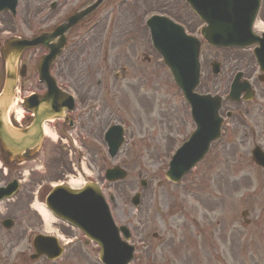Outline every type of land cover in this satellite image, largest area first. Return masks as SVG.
Here are the masks:
<instances>
[{
    "label": "rangeland",
    "instance_id": "374dc122",
    "mask_svg": "<svg viewBox=\"0 0 264 264\" xmlns=\"http://www.w3.org/2000/svg\"><path fill=\"white\" fill-rule=\"evenodd\" d=\"M46 1L47 0H23L18 8L16 17L14 18H11L9 15H5L6 13L1 14L0 31L3 30L4 32H10L12 35H24L25 37H29L32 34L35 35L45 29L51 28L54 24L53 22L62 19L68 14L65 8L52 11L51 13H47V10L39 11L38 5L42 4L44 7ZM73 1L75 0H69V6H71ZM166 3H168V7L162 8L163 6L165 7ZM179 4L176 0H152V2H149V0H130L126 2L121 10H118V15L117 12H113L111 14V17L115 15L119 16L118 20H115L117 23L116 27L111 29L109 23L106 21V27L104 29L101 28L100 31L93 36V38L87 41L86 48L90 51L87 57L85 56V52L87 51L83 48L79 51L75 50L73 55H71L63 63V72H59L58 70L57 74H55L56 66L52 69L53 75H57L58 83L62 87L69 89L75 94L79 91L84 92L89 90V93H96L97 96L95 101L100 103L102 100L103 109L100 108L98 112L96 111L97 113H90L88 117L84 118L83 121L88 123L87 128L84 130H73L68 133L76 141L75 148L79 149L81 147V141L79 142V139L81 135L84 137L87 136L88 131L91 128V124L96 126L98 123L101 126H106L105 122H100V119L110 117V119H113L112 122H117L125 120L130 121L135 118L136 125L133 126L134 129L136 128V130L133 131L135 138L133 137V140L131 141V137L128 135L129 130H127L125 144L123 145L119 156L113 162H117L120 166H123L129 173L125 180L118 182L117 184H111V188L115 190L117 198L116 205L113 206L116 218L118 216L126 218V213L130 209L135 224L139 222L138 227L144 228L147 240L148 238L153 239L152 233L155 231L161 234L166 232L163 224L166 215H174L172 218H176L180 215L181 210H179V208L181 205L178 202H181L180 200H182L183 204L190 209L191 213L195 212V214L200 217H203L202 213H212L213 218L221 219L223 228H221V230L220 228L217 230L219 233L217 249L218 259H216L217 264H230L233 261V257L230 255L232 248V254L237 253L238 256L236 260L237 263L235 264H241L243 261L246 262L245 264H264V251L261 250V241L257 227L252 225L248 228L247 233L249 236V248L247 252H245L247 242L243 241L239 234H234L233 239L230 242L228 240L230 237L229 228L225 227V219L228 220L229 218L233 219L237 217L244 208H251L252 210L249 209L250 218L253 220L255 225L257 223L260 224L258 213L261 205L258 200L250 204H246L240 199L241 190L237 193H233V190L231 191L229 187H222L218 193L219 204H217L216 201H214V197H209L211 190L215 191L213 177L208 174L210 169H206L205 166L201 165L195 169L193 177L195 180L201 178V183L204 184L202 189L205 192L207 201L199 203L193 202L190 196H186L185 198H180L176 195L170 196L171 193L175 191L180 194L181 190L179 188L165 189L164 185L158 188L156 182L157 180L162 179L163 174H159L157 176L153 175L158 162L157 156L163 155L164 148L167 147L170 140L164 137L165 134L167 135L168 129L165 133L164 130L161 132L160 129L156 131V128H153L158 125L161 126L160 122L156 123L153 121V118L157 116L159 109L157 108L147 114L149 111L147 108H149V106L146 105L151 103L155 105L159 101L162 102L163 96L161 95V92L166 90V84L169 86L170 82L168 81L167 71H165L166 69L161 65H157L155 55L149 50L146 33L140 25V22L142 14L146 15L151 11L163 12L167 9L176 13L179 17H181V14H183V18H185V16L188 17L189 15L183 10L184 7L181 6V2H179ZM5 36L6 35L4 34H0V41L3 40ZM99 38H104L105 41L113 39L117 45L123 43L125 45L124 50L122 49V51L121 46L119 48L117 45H106V47L110 45L107 58L104 57L105 60L107 59L106 65H102V59H99L98 61L96 60L97 47L95 46L97 42L96 40ZM91 52L94 54L91 55ZM128 52L132 55L136 54L139 58L135 59L136 56L132 59L128 58L125 55ZM209 52L210 51L207 50L205 60L209 55ZM43 53V48L37 47L27 50L23 54L21 61L26 65V78L22 80L24 92L20 90V96L27 94L30 91L37 92L43 89V86L38 84L36 81V75L34 72L35 63ZM145 56H147L149 60H146ZM129 60H134L133 62L136 65L133 66L132 62H129ZM224 62L225 68L223 66V73L226 74V71L230 69L233 62L229 61V59H226ZM125 63H131V67H134V70L129 68L127 79L130 82H127V84L131 88H135L134 85H137L135 90H137L138 93L147 94L148 99H141L137 94L132 96L129 86H127L126 89L127 95H120L122 98L121 101L120 98H117V96L112 98L114 96L113 94H115L117 90L115 86H112V71L116 70L120 66H123ZM92 65L95 66L93 70L90 69ZM204 67L205 71L206 65ZM141 71L144 73L140 74ZM98 79L101 80L104 85L103 89L98 88ZM217 80L218 79H214L216 82ZM224 80L225 78L222 81ZM117 84L123 83L118 82ZM218 84L221 85L219 86L220 88L225 86L222 82H218ZM216 85L217 84L211 86L209 85V87L213 89ZM202 87L204 90L206 89V85H203ZM159 117H162V114H160ZM55 122L60 123L59 120ZM177 122L178 119H172L171 121L174 125H176ZM86 125L87 124H85V126ZM51 126L52 124L50 125V129L53 130V126ZM129 126L130 124L128 127ZM147 128L151 129V133L147 134ZM92 132L93 130H90V133ZM138 134H141V136H138ZM60 137L63 140L61 141L60 138H57V144L53 145V153L49 152L50 146H47L48 150L46 149L45 152L41 154V159L44 161H42L41 165L33 163L24 164L25 167H32L34 165L39 167L38 170H34L33 172H30V174H27V179L38 180L39 178L44 177L45 179L43 180L51 182H55L62 178L67 180H76L80 177L78 176V173L83 176L89 173L87 176L95 177L96 170L99 171L101 167H104L103 160L105 152L100 139H85L86 141H84V143L86 148L90 151L88 160H85L89 170L85 167L87 170H85V173H82L80 166L76 164L78 158L77 152H75L74 149V152L73 150H70L71 148L67 146L70 145V142L65 141V136ZM47 140L51 142L49 139ZM43 163L44 167L40 169ZM139 172L142 173L141 178H146L148 182L145 188H141L138 184ZM106 185L108 184L106 183L105 186ZM134 190L140 191L141 193V204L136 209L132 208L130 202L128 201ZM166 206L170 207L167 208ZM210 206H213V210L211 212L208 211V207ZM228 215L229 218H227ZM134 234L135 241L137 240V237L141 240L142 233H137V235L134 231ZM167 234L169 235L168 232ZM157 244L158 243H156V245ZM162 250L163 248H160L156 251V254L160 256ZM76 255L78 256L72 258L74 264H77L79 258L81 257V253L75 252V256ZM87 255L91 260H93L96 256L93 251H88Z\"/></svg>",
    "mask_w": 264,
    "mask_h": 264
},
{
    "label": "flooded vegetation",
    "instance_id": "af4514ba",
    "mask_svg": "<svg viewBox=\"0 0 264 264\" xmlns=\"http://www.w3.org/2000/svg\"><path fill=\"white\" fill-rule=\"evenodd\" d=\"M48 1V0H47ZM46 1V2H47ZM94 0H75L72 2L71 6H69V0H51L49 4V8L54 11L58 9H66V12H68L67 15H65L62 19L53 22V27L58 25L60 22H62L67 16L75 12L77 9H81L85 7V5H89ZM149 2H152V0H149ZM166 2V1H165ZM179 4V0H176ZM164 3V2H163ZM125 5L119 4L118 0H103V2L89 15H87L83 20H81L79 23H77L74 27H72L68 32L66 36V42L65 47L61 51V53L58 55L55 63L53 64L56 66L55 68V74H57V71L63 72L62 65L63 63L75 52V50L79 51L81 48L86 50L85 56L90 53V51L87 50L86 44L89 39L93 38L101 28L106 27V21L109 23V26L111 29L116 27V21L118 20V10H121V8ZM180 5V4H179ZM182 6V5H181ZM168 3H166L165 7L167 8ZM39 11H42L44 7L42 4L38 5ZM164 10V9H162ZM259 18L260 23L264 26V0H261L260 3V9H259ZM113 12H117V15L112 16L111 14ZM164 12L170 13V11L167 9ZM144 14H142V17ZM141 17V18H142ZM109 18L111 19L109 21ZM116 20V21H115ZM142 24V23H141ZM51 27V28H53ZM81 28L87 29L86 34L81 33ZM3 30L0 31V34H5L6 32ZM113 33V32H112ZM259 33H264V27L262 30L259 31ZM18 37V36H16ZM147 38V37H146ZM264 40V38H263ZM96 60L102 59V65H106L107 59L105 60L104 57L107 58L106 53V45H117L113 39L105 41L104 38H99L96 40ZM148 41V40H147ZM85 44V45H84ZM98 45V46H97ZM117 46H121L124 50V43L118 44ZM94 50V49H92ZM94 53L91 52V55ZM225 56H222L221 58L223 60L229 59V61L233 62L230 69L226 71L227 74L231 75L232 72L237 73L241 72L243 78L248 79L251 83V94L254 96V104L250 105L248 102L240 101L237 103H225L221 107L222 112H230L231 118L233 114L238 117V123L235 124V127H237L241 134L240 138V144L242 151L238 149H234L233 145H231L229 148L224 146L223 144L219 145V141L214 142L208 153L207 156L211 157L212 162L216 163L219 162L220 159L224 158L226 162H229L230 159L233 158V155L235 152H237L240 156H248L244 155L243 152L246 154L249 151V154L257 148L258 151L261 153V155H264V81H261L260 78L264 79V73L260 71L259 67L256 64L254 55H253V49L252 48H245V49H229L227 52H225ZM128 58L132 59L136 56V54L132 55L130 52L125 54ZM139 57H135V59H138ZM134 60H129V62H132L133 66L136 65ZM101 66V65H98ZM95 68L94 65L90 67L91 70ZM120 68H123L120 72ZM129 68L134 70V67H131V63L124 64V67L120 66L116 70L112 71V86L116 87V93L113 94L114 96L112 98H120V95L126 96V89L128 81L127 76L129 74ZM264 68V65H263ZM66 70V69H65ZM138 72V71H136ZM144 72H140V74H143ZM57 76V75H56ZM26 78V72L25 75L22 77H19L17 80V90L16 93L20 97V90L23 91V84L22 80ZM3 82V75L2 70L0 69V87ZM123 83V84H117V83ZM98 88L103 89L104 85L102 84L101 80L98 79ZM134 87H130V93L132 96H135L136 94L141 98L144 99L147 98L144 94H139L137 90V85H134ZM66 91L70 92L69 89ZM84 91V90H83ZM89 91V90H88ZM88 91L78 93H74V98L76 99L74 102V106L71 112L67 113L66 117H63L60 120V123L53 122L56 129H58L59 133L62 135H65L67 133V138L69 141L72 140V136L68 133L70 131H77V130H84L88 127V123H85L83 120L85 117H88V115L93 112H98L100 108L103 109L102 100L99 103L96 100V93L92 92L89 93ZM24 92V91H23ZM42 89L39 91H30L28 95L33 94H41ZM244 95V93H242ZM27 95H22V97H25ZM21 97V98H22ZM96 112V113H97ZM25 121L23 123L27 124L29 122L28 115L25 117ZM247 118L250 119V121H247ZM100 122H105V125L112 123L113 119H110V117H104L100 119ZM106 120V121H104ZM85 124H87L85 126ZM103 124V123H102ZM106 126H101L97 123L96 126L91 124V128L88 131V134L86 137L82 136L80 137L81 141H84L85 139H103L104 132L107 128ZM109 126V125H108ZM233 129V126H230L228 128L229 132ZM90 130H93L92 133H90ZM247 133V134H246ZM78 135V133H77ZM77 137V136H76ZM251 144V146L249 145ZM50 144L44 143V147L48 146ZM221 146H224L221 148ZM43 147V148H44ZM48 150V148H47ZM49 152H53V150L49 149ZM48 152V153H49ZM224 156H222V155ZM220 155V158L218 160V156ZM2 156H0V159ZM3 165H0V187H6L8 183H10L12 180H15L16 184H14V187L9 191L12 194L11 197L0 199V264H57L56 260H52L51 257H48L49 255L45 254V252H49L50 246L56 247V244L48 245L46 243L51 242V240H46L43 247L38 248V252L33 247V239L37 236H58V233H60L63 237L67 238L69 235H71V228L66 226L65 224H58L56 219L48 218L47 221L44 220L42 214L36 211L35 207L36 205L40 203H44L46 196L48 195L50 191L49 181L43 180L44 177L39 178L38 180H27L24 178V172L20 168H7L6 170L3 169ZM259 173L256 174L259 176V202L262 204L261 210L264 212V167L259 166ZM227 173V171H224ZM217 177L224 179L223 182L220 183L222 187H234L236 183H238L239 180L236 181H230L228 176H224L221 174H216ZM216 177V181H217ZM244 185V188L248 187L252 180L250 179L249 175H244L242 178ZM247 198L246 196L244 197ZM264 214V213H263ZM194 221V225L189 224V227L187 228L186 224L184 223L185 228H187V231L192 235H184L182 234V237L180 238L183 242L186 248H188V253L185 255L180 250L170 252L168 249L170 247L169 245V238L168 241L165 242V245L163 247V250L161 252L160 256H156L154 253V250L152 249V245H148L147 248V255L149 257V261L147 264H176V261L180 262V264H201V262L197 263L195 260H192L194 257L198 256L197 254L201 252V241L200 238L198 239L200 233L207 234L208 239L210 243H212V239L214 238V232H217V229L215 228V224L209 219V224L202 223L197 221L195 218L192 219ZM193 226V227H192ZM202 226L204 228H202ZM186 230V229H183ZM239 232V231H237ZM198 233V234H196ZM260 233L259 238L261 241V249L264 250V221L260 223ZM201 234V237H202ZM216 235V233H215ZM233 239V233L231 235V240ZM249 240V238H247ZM248 240L245 247V252L248 249ZM214 241V240H213ZM71 248V246H70ZM217 245L211 244L208 245L205 248V252L212 253L216 252ZM193 251V255L191 252ZM70 252H72L70 250ZM50 254V252H49ZM161 258L162 260H157V258ZM66 258V257H65ZM67 258H70L69 260H66L67 264H71L72 262V255H67ZM178 259V260H176Z\"/></svg>",
    "mask_w": 264,
    "mask_h": 264
},
{
    "label": "water",
    "instance_id": "95a60500",
    "mask_svg": "<svg viewBox=\"0 0 264 264\" xmlns=\"http://www.w3.org/2000/svg\"><path fill=\"white\" fill-rule=\"evenodd\" d=\"M189 1L192 3L197 2V0ZM66 27L67 26H64V28ZM162 27L163 24H161V21L160 26L159 24H151L153 39L156 46L158 47L160 46L159 42H161L160 34L161 30H163ZM50 36L51 35H45L43 37L41 36L33 41H27L23 39L13 40L12 42L10 41L7 44L6 50L3 52L6 76L5 83L0 93V145L4 152L9 155L11 159H21L25 151H30V153H33L41 141V122L54 116V114L51 112L56 108L57 105H59V103L67 104L70 102L68 98L66 100L62 99L60 91L56 88L55 83L48 72L49 65L59 52V45L49 44L48 40ZM62 42L63 41L61 39L59 44L62 45ZM39 43L43 44L49 49V54L40 59L37 65L39 79L45 82L47 86V92L41 99L37 101L34 99H32V101L31 98L29 99L27 107L34 113V118L31 125L25 129L13 128L6 122L5 114L11 97V90L14 86L16 61L24 48L37 45ZM81 195L82 194L78 196L80 197V200ZM64 199L66 200V197ZM53 201L59 205L58 210L55 209L57 214L62 216L64 219H69L70 221L75 222V218L78 217V210L74 206L76 205V202H73L74 205H72L67 201L57 198H55ZM65 203L67 205H65Z\"/></svg>",
    "mask_w": 264,
    "mask_h": 264
},
{
    "label": "bare ground",
    "instance_id": "6f19581e",
    "mask_svg": "<svg viewBox=\"0 0 264 264\" xmlns=\"http://www.w3.org/2000/svg\"><path fill=\"white\" fill-rule=\"evenodd\" d=\"M45 133H46L48 136L52 137V138L54 137V135L50 132V130H49L48 128H46ZM72 183H75L76 185H79V184H80V181L77 180V181H73ZM77 183H79V184H77ZM39 211L41 212V214H42L44 220L47 221L48 218H49V215H48L44 210H42V209H39Z\"/></svg>",
    "mask_w": 264,
    "mask_h": 264
}]
</instances>
